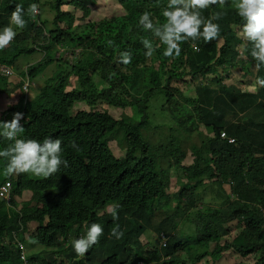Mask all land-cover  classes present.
I'll use <instances>...</instances> for the list:
<instances>
[{"label":"trees","instance_id":"16d2710c","mask_svg":"<svg viewBox=\"0 0 264 264\" xmlns=\"http://www.w3.org/2000/svg\"><path fill=\"white\" fill-rule=\"evenodd\" d=\"M43 1L0 0V32L9 26L16 5L23 6V18L27 22L10 47L12 54L7 57L0 54V62L11 65L23 54L42 52L43 59L28 70L30 79L35 80L45 67L58 58L62 60L66 50L80 48L81 51L72 65L68 62L64 65L72 72L64 74L61 67L33 99L28 100L22 94L19 104L12 109L14 112L0 121H9L15 112H21L24 114L21 125L25 129L21 138L40 141L45 137L60 138L68 167L62 166L49 178H36L29 173L12 175V198L8 202L0 200V264H24L19 244L27 240L35 241L38 247L54 249L52 255L56 259L51 264H137L140 261L199 264L208 258L216 262L223 255L252 258V263L230 264H264V87L256 84L257 77L264 79V66L256 69L257 62L250 55L251 44H246L238 33L244 21L232 6V0L223 7L215 5L201 11L205 19L216 12L223 13L219 20L213 21L221 26L220 36L211 43L202 38L182 43L178 58L165 57L166 46L155 42L153 34L139 25L144 11L151 13L154 22L164 23L161 10L168 0H116L123 7L135 9L99 22L92 19L85 27L84 37L71 34L78 18L59 6L51 29H47L48 22L41 21ZM66 3L63 5L81 9L83 19L90 17L99 6V0ZM31 4L41 7V15L33 18L28 13ZM144 38L153 41L155 51L163 58L161 67H166L163 73L168 74L165 85L156 72L150 78L139 72L135 78H117L107 89L67 90L69 78L77 72L93 75L98 69L112 80L126 66L119 62L123 52L131 53L134 70L140 65H151L154 60L145 54L147 49L141 42ZM194 44L199 51L194 50ZM61 48L63 52L55 56L54 51ZM237 68L244 71L249 82L242 85L244 81L237 77L235 85L225 84L231 78L230 72ZM124 81L131 88H148L153 83L156 89H150L144 98L130 103L116 90L117 86L128 90ZM176 81L181 83L180 87L173 86ZM11 86L7 80H0V94L11 93L22 84L12 90ZM189 89L195 93L185 98L184 93ZM125 93L129 95V91ZM162 94L173 99L171 103L181 105L180 99H184L192 105L191 109L187 103L182 107L191 116L194 112L207 132L201 145L191 147L194 157L188 166L183 164L186 151L179 147L180 141L163 147L153 144L145 134L152 124L148 112L150 103ZM96 98L113 106L129 103L135 115L118 117L108 109L96 108L74 110L77 104H92ZM223 131L235 138L234 144L220 138ZM73 141L78 149L71 147ZM112 142L117 143L124 154L122 157L116 155ZM10 143L0 137V150ZM6 163V160L2 163L4 168ZM174 178L176 183L172 187ZM5 180L6 176H2L0 182ZM26 193L30 200L18 207L16 198ZM169 201L174 205L170 222L174 226L172 233H176L174 240L169 241L168 248L172 249L161 251L152 244L149 248L144 245L130 248L129 241L139 239L145 231L140 226L142 214L153 213L156 207L166 208ZM116 205L118 216L123 212L132 216L124 223V237L117 240L110 236V229L103 227L99 243L81 261L82 257L71 246L72 240L85 234V222L89 226L92 223L104 226V219H114L108 207ZM232 223L241 228L236 236H230ZM108 225L112 229L117 222L112 220ZM185 227L191 228L193 234H186ZM127 235H130L128 240ZM175 246H182L185 255L165 260L166 253L172 255ZM27 261L28 264L42 263L37 257Z\"/></svg>","mask_w":264,"mask_h":264},{"label":"clouds","instance_id":"9594fccd","mask_svg":"<svg viewBox=\"0 0 264 264\" xmlns=\"http://www.w3.org/2000/svg\"><path fill=\"white\" fill-rule=\"evenodd\" d=\"M227 3L228 0H168L167 6L161 10V14L165 19L164 23L161 24L158 21L154 22L151 13L144 11L140 15L139 25L145 31L151 32L153 36L159 40L160 44L166 46L163 52L165 57L178 58L181 55L182 43L188 40L195 41L201 38L205 42L211 43L220 36L221 26L217 23H213V21L219 20L223 13L216 12L209 18L205 19L201 15V11L215 5L223 7ZM232 6L236 10L238 16L244 21L241 28V35L246 44H251L250 55L257 62L256 69L259 70L264 66V0H232ZM23 13V6L16 5L15 10L9 18V26L5 27L3 31L0 32V50L5 48L10 49L11 45L15 43L19 34L23 31V28L26 27L27 22L23 18ZM28 13L31 14L33 18L35 15H41V7L36 4H31L28 7ZM141 42L144 48L147 49V52L145 53L146 56L151 57L156 50L153 41L144 38ZM193 48L195 51H199L195 44L193 45ZM131 60L132 55L130 52H123L120 54V63L128 65L131 63ZM15 62L11 65L0 62L2 65L11 67L14 71V74L10 77H0L1 80H7L10 82L11 79L15 77L17 73ZM30 67L31 66L28 65V67L24 69V72H21L23 77L29 83V88L31 87V84L32 86L34 85L32 82L34 80H31L28 76V70ZM20 84L23 86V82ZM256 84L260 87H264V79L257 77ZM24 94L26 96L28 95L27 92ZM14 107L7 109L0 120H4L7 114L14 112L12 111ZM23 118V113L15 112L11 120L0 121V137L12 142L3 150H0V158H4L7 161L5 168L3 167L2 161H0V181L2 170L4 171V176H6L5 182H0V187L7 182L11 184L9 198L4 199L0 197V200H7V202L12 198V175L18 176L20 174L26 175L29 173L30 176L36 178H49L58 173L62 166L65 168L68 167V161L65 160L62 155L63 142L60 138L53 139L52 137H45L42 141L34 138H21V134L25 131L24 127L21 125L24 123ZM223 133L226 134V137L222 136ZM220 138L227 141L229 144H234L236 141L235 138L229 136L225 131L221 132ZM71 147L78 149V145L75 141L71 143ZM116 208H118V205L108 207V212L114 219H118ZM156 208L157 210L155 212L153 211V213L145 211V214H142L143 219L149 220V226H151V229L157 232L156 243L153 244L149 240H147L146 243L143 242L144 239L142 238L144 232L147 231L146 227L149 226L145 225V223L140 220V226H142L145 231L141 234L139 239L129 241L130 248L136 249L138 245H144L149 248V244H152L158 246L162 251L163 249L168 248L170 242L174 240L176 233H172L174 226L170 222L173 219L171 213L173 210L164 211L165 208L163 206L161 209L158 207ZM158 213L164 214V217L159 221L157 220ZM121 215L123 224L127 223L129 218H132L129 214L126 216L125 212ZM166 226H168V230H165ZM84 227L86 230L85 234L71 242L73 250L79 257H84L90 248L99 243L100 237L104 234L103 227L98 223H92L89 226L88 223L85 222ZM123 235L124 233L120 230L118 224L111 229V237H115L119 240ZM15 236L16 235H14V237ZM30 243H35V241H30ZM19 249L21 250V260L24 264H28L25 244L20 243ZM168 249L171 250L172 247ZM173 251L174 253L172 255H167L166 253V258L164 259L168 260L175 256L182 257L186 253L182 246H175V250ZM163 254L164 253H161V255ZM137 264L145 263L140 261L137 262Z\"/></svg>","mask_w":264,"mask_h":264},{"label":"rangeland","instance_id":"374dc122","mask_svg":"<svg viewBox=\"0 0 264 264\" xmlns=\"http://www.w3.org/2000/svg\"><path fill=\"white\" fill-rule=\"evenodd\" d=\"M46 1L47 0H44L43 2L45 3ZM49 1L52 2L51 5L49 4L46 5V3L44 4L42 2L44 5L42 4L41 6L42 7L41 21H47L48 22L47 29H51L52 27L51 24L53 23L54 18L56 16V9H57L56 7L59 6L61 7L60 9L64 11H71L74 13V16L78 18V21L75 23L74 28L71 30V34H73L74 37L76 36L84 37L86 25L89 24L94 18H95L94 21L97 20V22H99L103 18H108L112 16H121L124 15L125 13L129 14L132 10L135 9L134 6H132L131 10L125 6L123 7L116 0H99L98 8L94 9L91 12L90 17H86L85 19H83L82 18L83 11L81 9H74V6L72 5H63V4H67L66 2H68V0H62L61 2H58V0H48V2ZM61 25H63V23ZM63 28H65V25L63 26ZM238 33L241 35V31H238ZM154 41L160 43L157 38H155ZM80 51H81L80 48L66 50L63 53L64 55H62V57L64 56L62 60L58 58L57 60H55L54 63L48 65L47 67H45L43 71L41 70L38 73L37 78L34 81H32L34 85L32 86L31 84L30 88H29V83L23 77L21 72H24V69L28 67V65L33 66L36 65L38 62H40L43 59L44 54L42 52H34L31 54H23L20 57H18V60L15 62V69L17 73L15 77L11 79V81L9 82L10 84H12L10 89L12 90V88L15 85H18L21 82H23V86L14 88L11 93L0 94V118L7 111L9 107L12 108L16 106L18 102H20L22 94L27 92L28 94L27 98L30 100L33 99L34 96L40 91V88H42L50 78H52L57 72H59L61 67L64 68L63 71L64 74L72 72V69H65L64 65L66 62L72 65V63H74V59L79 56ZM54 52H55V56L58 57L63 52V49L61 48L60 50H56ZM0 54L4 57H7L12 54V50L5 48L3 50H0ZM137 55H139V53H137ZM149 58L153 59L154 63L151 62V65L148 64L147 66L140 65L136 70H134L133 63L131 62L130 64L124 66L122 68V71H120L118 75L115 74L112 80L105 76L106 74L105 72H102L98 69L93 73V75H81L80 72L79 73L77 72L76 74H73L69 78L68 81L69 86L67 87V90L70 91L73 89H79L83 91V90L94 89L95 91H98L102 89H107L110 87L112 81L116 80L117 78L119 77L133 78V76L135 78L139 72H141L143 77L145 78H150V76L154 72H156L161 79L162 85H165V80L168 74L163 73L164 72L163 70H165L166 67L165 68L161 67L163 58L161 59L156 51H154L153 55ZM109 73H113V72L110 71ZM230 73H231L230 75L231 78L225 80V84L227 85H233L237 77L244 81L242 85H245L246 83L249 82V78L244 76V71L241 70L240 68H237ZM123 85L128 88L127 91H129V95L125 93L127 91H124V89L121 86H117L116 90L118 91V93H122L123 99L126 98L127 101L130 103L135 101L136 99L144 98V94L148 92L150 89H156V86L153 85V83L148 88L142 87V89L138 88L137 86L131 88L130 86H128V84L125 81ZM173 86L180 87L181 83L176 81L173 83ZM211 86L217 87L216 84H212V83ZM248 89L250 91H253V87H249ZM193 93H195L194 90H190V89L186 90L184 93L185 98L192 97ZM175 96L178 97V94L176 92H175ZM172 100L173 99L169 100V98L166 97V95L164 94L156 96L152 99L148 111L150 118L152 120V124L150 129L146 131L145 134L153 144L155 145L160 144L163 147H170L171 146L170 144L172 142L176 143L177 141H180L178 143L180 145L179 147L182 150L186 151V159L183 162V164L185 166H188L192 163L194 157L191 151V147L194 145H201L203 139H205L204 135L207 132H205V128L203 124L199 123L196 120L194 116V112H192V116H191L188 110H185L182 107L187 103L184 99H180L181 105H179V102L171 103ZM101 102H103L101 101V99L96 98L94 99V103L92 104H89V102L77 104L74 110L78 112L80 110H92L96 108V110H101V111H104V109H108L110 112H112L114 115L118 117H123V116L132 117L135 115V111L133 108L130 107L129 103L127 106H122V105L113 106L111 104H106L105 102L104 104ZM101 104L104 105L102 106ZM189 107H190L189 109H191L193 106L189 105ZM138 116L140 117V114H138ZM112 148L114 149L118 157H122L124 155L123 152L119 150L117 143L112 142ZM161 152L165 154L164 150H161ZM2 163H5L4 158L2 159ZM2 172L1 174L4 177V174ZM175 183H176V179L174 178L171 184L172 187L175 186ZM225 189L229 191L228 186H225ZM217 195H219L218 192ZM231 198L235 199V197L233 196H231ZM16 200L18 207L22 206L26 201L30 200V195L26 193L25 196H22L21 198L18 197L16 198ZM210 206L215 207L214 204H211ZM222 207L223 206H221V208ZM172 208H173L172 201H169L168 207H166L164 211L165 210L171 211ZM119 215L120 216H118V219H111V218L104 219L105 225L102 227H104L105 229H110L109 234L111 232V228H109L108 223L111 222L112 220L117 222L122 232L124 231L122 215L121 214ZM157 217H158L157 220L159 221L164 217V214L158 213ZM141 221L144 222L145 225L147 226L150 225L149 220L141 218ZM229 227L232 231L230 236H236L239 230H241V228H238L235 223L230 224ZM146 228L147 231L144 232L142 238L144 239L143 242L146 243L147 240H149L150 242L155 244L157 240V232L153 231L151 229V226ZM165 230H168V226L165 227ZM184 231L188 235L193 234V230L189 227H185ZM128 236L130 235H127L126 239L128 238ZM30 241L33 240H27L24 242L26 248V254L29 260L37 257V260H39L42 263L49 262L51 264L53 263V261H55L54 256L52 255L54 249L51 250L47 247L46 248L38 247V244L36 242L30 243ZM40 251H43V253L39 254ZM80 260L83 261L85 260V258L82 257ZM240 261H248L252 263V258L249 257L245 259L230 255H223L220 258H218L216 262H214L211 258H208L203 260L199 264H230Z\"/></svg>","mask_w":264,"mask_h":264},{"label":"built area","instance_id":"2783aa9c","mask_svg":"<svg viewBox=\"0 0 264 264\" xmlns=\"http://www.w3.org/2000/svg\"><path fill=\"white\" fill-rule=\"evenodd\" d=\"M14 74V71L12 70L11 67H8L6 65L0 64V77H10ZM223 137H226V134H222ZM232 141V140H231ZM11 189V184L9 182L3 184L0 187V197L4 199L9 198V193Z\"/></svg>","mask_w":264,"mask_h":264},{"label":"crops","instance_id":"0c3cea01","mask_svg":"<svg viewBox=\"0 0 264 264\" xmlns=\"http://www.w3.org/2000/svg\"><path fill=\"white\" fill-rule=\"evenodd\" d=\"M9 108H10V107H9ZM9 108H8V109H9ZM4 111H5V110H4ZM4 111H3V112H4ZM0 170H1V168H0Z\"/></svg>","mask_w":264,"mask_h":264}]
</instances>
